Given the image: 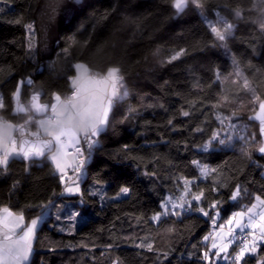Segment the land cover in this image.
Wrapping results in <instances>:
<instances>
[{"label":"trees","instance_id":"obj_1","mask_svg":"<svg viewBox=\"0 0 264 264\" xmlns=\"http://www.w3.org/2000/svg\"><path fill=\"white\" fill-rule=\"evenodd\" d=\"M73 1L78 7L60 31L59 47L33 78L39 58L28 26L35 23L38 0H0V92L7 105L0 114L5 120L22 122L12 113L11 93L17 81L31 77L33 83L43 84L47 97L58 92L66 98L74 91L71 76L80 61L99 77L119 67L128 91L127 97L115 100L108 124L88 156L81 195H63L60 174L47 157L10 158L7 171L0 170V207L23 211L31 220L55 205L36 231L28 264H207L201 257L207 248L203 237L212 230L209 217L190 211L162 225L150 217L160 210L163 198L178 194L177 181L183 178L196 180L193 190H203L207 203L220 200V221L255 196L264 198V155L256 145L262 139L258 124L248 120L257 104L242 81L247 79L264 100V33L258 28L264 21L251 11L253 0H200V9L189 0L179 15L173 0ZM236 8L245 9L244 21L233 17ZM201 12L213 23L217 13L236 23L234 35L223 42L227 48L220 46ZM110 21L119 24L120 46L110 39ZM181 49L185 54L169 63ZM29 90L22 88L24 103ZM231 111L254 129L246 132L247 142L236 138L235 146L201 151L199 146L219 128L217 116ZM193 160L218 171L202 179ZM216 182L224 185L219 193L210 191ZM237 184L248 195L233 202L228 196ZM123 186L129 187V194L112 199ZM64 198L82 212L83 221L74 231L66 222L68 210L62 209ZM142 241L151 242L153 250L138 247ZM261 260L264 244L245 258L246 264Z\"/></svg>","mask_w":264,"mask_h":264},{"label":"snow or ice","instance_id":"obj_2","mask_svg":"<svg viewBox=\"0 0 264 264\" xmlns=\"http://www.w3.org/2000/svg\"><path fill=\"white\" fill-rule=\"evenodd\" d=\"M191 3L197 9L202 8L200 0H191ZM188 4L189 0H173V7L176 9L177 15L182 13L188 7ZM251 11L257 12L259 18L264 21V0H253ZM232 15L241 21L246 19V11L243 8L232 10ZM201 16L214 37L222 42L220 46L227 48V45L223 42L234 35L237 27L236 23L221 16L219 13L216 14L215 23L204 17L203 12H201ZM216 24L221 25L222 28H218ZM258 28L264 33V22L259 23ZM98 51L103 54L104 49L101 48ZM185 51L181 49L168 62L178 59L179 56L185 54ZM232 62L238 68L239 61L235 56L232 57ZM74 67L79 75L71 79V86L74 91L71 96L66 98H62L58 92H53L51 100L41 103V95L43 93L40 89H35L27 103H24L21 101L22 88L24 86L32 87L33 80L28 77L17 81L15 90L11 93L13 102L12 113L21 116L22 122L14 124L0 116V170L7 171L10 158L35 161L48 154L49 159L55 164L56 171L61 174V182L67 185L65 179L66 168L71 167V165H62L63 157L73 151L77 156L83 155L80 147L81 140L84 141L89 150L98 143L95 138L105 130L109 113L115 100L123 99L128 95L127 88L124 85V76L121 74L119 67H110L104 76L95 80H87L89 73L85 65L76 64ZM236 75L239 77V71H237ZM216 79H221L220 73H216ZM86 80L89 84L95 83L102 85V87L95 89L92 95H88V89L84 87ZM243 84L245 88H249L247 79L243 80ZM122 89L123 92L121 94ZM259 99V97H256V100ZM6 107L4 94L0 92V111H3ZM259 110L261 114H264V101L259 102ZM183 115L188 116L189 113L184 112ZM217 119L221 126H224L225 121H227V127L236 128V125L232 123L231 117L218 115ZM257 119H261L260 132L264 136V118L258 115ZM33 125H35V131L31 130ZM197 131L201 130L197 129ZM225 132L227 133V128H225ZM236 138L245 140V142L248 139L239 133H237ZM232 139L233 136L230 133L221 138V132L215 131L210 139L200 145L199 148L203 152H208L210 148L214 147L213 142L219 145H226ZM227 146H231L230 143ZM241 151L243 152L244 149H241ZM258 151L264 154V144L258 148ZM191 163L202 179H207L218 171L200 160H193ZM83 167L84 164L81 163L75 167L74 171L79 174ZM0 174L3 173L0 172ZM77 178H79V175ZM177 185L178 194L163 198L159 204L160 210L156 211L150 217V220L157 225H162L168 222L169 217H179L184 213L195 211L205 217H209L215 226L216 218L219 216L220 200L214 199L212 202L207 203V197L203 190L195 192L192 190L193 186L198 187L194 179L183 178L177 181ZM222 187H224L222 183L216 182L210 191L219 193ZM79 191V186L75 183L74 186L65 187V192L70 194ZM129 192V187L123 186L120 188L118 195H127ZM93 195H96V193H93ZM247 195V190L242 189L237 184L231 190L228 199L236 202ZM52 206L54 207L55 205ZM3 212L7 214V217L13 216V213L8 208H4ZM81 215L82 212L74 208L68 213V218L75 220ZM7 217L4 220H0V224L4 228H8L12 234L5 233L3 241L0 242V264H25L32 251V239L38 219H33L23 231V234L16 237L15 228H9ZM56 219L60 220L61 217L58 215ZM18 220L22 221L23 216L20 215ZM227 225L229 226L227 232H225V226L221 224L218 231L203 237L204 241L211 239L212 243L211 247L203 252L201 258L209 262V264H216L220 260L230 262V264H246L245 258L256 254L260 245L264 244V199L259 195L255 196V202L250 207L234 212L227 220ZM18 227H20L19 224L16 225V228ZM245 229L249 230L246 234ZM168 230L173 231L172 229ZM237 230L249 238L235 236L234 233ZM237 239L240 240L238 250L233 249L232 253H229V248ZM137 246L146 247L148 251L153 250L151 242L142 241ZM113 264H119V261H113ZM259 264H264V260L259 261Z\"/></svg>","mask_w":264,"mask_h":264},{"label":"rangeland","instance_id":"obj_3","mask_svg":"<svg viewBox=\"0 0 264 264\" xmlns=\"http://www.w3.org/2000/svg\"><path fill=\"white\" fill-rule=\"evenodd\" d=\"M216 26L218 28H220L218 24H216ZM34 30H35L34 25L33 24H30L28 26V35H29L30 40H32V43H35L36 42V45H37V34H36V30H35V33H34ZM108 31H109V34H110V39L111 40H114L116 42V44L120 46V43L122 42V37H121V33H120L119 24L117 22H115V21H110L108 23ZM77 64H83L88 69L87 64L84 63V62H81L80 61ZM88 73H89V76H88L87 80H95V79H98L99 78V77H96L95 75L90 74L89 69H88ZM78 75H79V73H78L77 69L75 68L74 71H73V74L71 76V79L76 78ZM240 75L242 76V74H240ZM100 77H102V76H100ZM242 78H243V76H242ZM244 79L245 78H243L242 81ZM87 80H86V82L84 84V87L88 89V93H87L88 95H92L94 93L95 89H97L99 87H102V85H97L95 83L89 84V83H87ZM247 90H248V92L252 96V98H251L252 101L254 103H256L257 104V107H258L259 102H260V99L259 100H256V97H258V96L255 94V92H254V90H253V88L251 87L250 84H249V88H247ZM122 92H123V89L121 90V94H122ZM233 113H234V115H233ZM219 115L220 116H228V117H231L232 123L234 125H236V128L235 129H232V128L227 127V125H228V122L227 121H225V125L224 126H221L220 125V122H219V128L217 129V131H220L221 132V138H223L226 134L230 133L233 136V139L230 142H227L226 145H219V144H216L215 142H213L214 143V147H216V146H227L228 143H230L231 146H235L237 144V142H235L237 133H239L240 135H243V136L247 137L246 136V132L247 131H252L253 132V130H254L245 121H242L241 120L242 119V116L240 114H237L235 111H231V112H228V113H225V114H219ZM225 128H227V133L225 132ZM241 141H242V143L243 142L246 143L245 140H241ZM256 145L259 148L262 145V140H260V141L258 140L257 143H256ZM46 157H47L46 158L47 160L51 161L49 159V156L48 155ZM61 163L64 166L71 165V167H76V166L79 165V163H78V161H77L74 153H69L68 155L64 156L63 159H62V161H61ZM54 167H55V164H54ZM68 168H70V167H67L66 168V171L68 170ZM84 174H85V169L83 167V169L81 170V173H79V174L76 173V175H75V177L73 179H70V180H67L66 179L67 185L65 183H63L64 184L63 195H65V196L81 195V192H82V190H81L82 177L84 176ZM78 175H79V178H77ZM73 182L75 184H78L80 191L79 192H75V193H71V194L65 192V187L66 186H74V183ZM103 186H105V185H103ZM118 193L115 194V195H113L112 196V199H114V200H120V199L125 198L128 195V194L127 195H118ZM262 199H264V198H262ZM254 202H255V197L253 198V200H252L251 203H249V204L246 203L245 205H243V207L241 209H239L237 211H240V210H242V209H244L246 207H250L251 204L254 203ZM61 204H62V209H64V210L67 209L68 210V212H65V214L67 215L66 222H67V224L70 225V227H69L70 228V231H74L76 229V227L83 220L82 219L80 220L79 217L77 219H75V220H71V219L68 218V213L70 211H72L74 208L76 209L75 205L71 203V200L65 199V203L62 202ZM4 208H7V207H0V220H4L5 217H7V214L3 212V209ZM52 209H53V206L49 205L46 208V210L44 211V213L42 215L40 214L37 217L33 218V219H38V224H37V227L35 229V232H34V235H33V239H32V251H31V254L29 256L28 261H26L25 264H28L30 262L31 256L33 254V245H34V241H35L36 231H37L39 225L41 224V222L43 221V219H44L43 217L45 215L49 214V212ZM11 212L13 213V216L7 217V223H8L9 228H15V236L18 237L19 235H22L23 234V231L27 228V226L30 225V223H31V221L33 219L27 220L26 219V216H25V213L23 211H11ZM20 215L23 216V220L22 221L21 220H18V217ZM219 218H220V215L216 218V224H215V226L213 225V223L211 221V223H212V230L207 235H209L210 233H214L215 231H218L219 226L221 224H223L225 226V232L228 231L229 226L227 225V220L229 218L227 220H225V221H220ZM17 224H19L20 227L16 228V225ZM66 231H68V229ZM245 231H249V230L248 229H245ZM236 232H239V230H237ZM236 232L234 233L235 236H236ZM5 233L12 234V233L9 232L8 228H4L3 225L0 224V242L3 241V236H4ZM205 242L207 244L206 250H208L211 247L212 240L209 239L208 241H205ZM234 246H237V241H235L232 244V246L229 248V253H232V247H234ZM236 249L238 250L237 247H236ZM216 263H230V262H227V261H224V260H220V261H217ZM207 264H209V262H207Z\"/></svg>","mask_w":264,"mask_h":264},{"label":"water","instance_id":"obj_4","mask_svg":"<svg viewBox=\"0 0 264 264\" xmlns=\"http://www.w3.org/2000/svg\"><path fill=\"white\" fill-rule=\"evenodd\" d=\"M77 7V2L73 0H38L33 17L35 19L34 28L37 33L39 65L32 74L33 78H36V75L43 70L45 61L53 57L55 50L60 45V31L63 26L69 23L75 14ZM35 89H40L43 93L41 95V103L51 100V97L46 96L43 84L37 80H35L33 86L30 87L28 100ZM258 115L261 116V118H264V114L260 113L259 105L257 109L248 116V120L258 124L260 132L261 119H257ZM261 139L262 144H264V136L261 135ZM258 154L264 155L259 151ZM47 155L48 154H46L45 157ZM45 157L35 161H41Z\"/></svg>","mask_w":264,"mask_h":264},{"label":"built area","instance_id":"obj_5","mask_svg":"<svg viewBox=\"0 0 264 264\" xmlns=\"http://www.w3.org/2000/svg\"><path fill=\"white\" fill-rule=\"evenodd\" d=\"M95 139L98 141V137H96ZM96 144H97V143H96ZM96 144H95V145H96ZM95 145L92 147L91 150H89L88 147H87V145L84 143V141L81 140L80 147H81V149H82L83 155H79V156H77V155L75 154V152L73 151V153L75 154V157H76V159H77V161H78L79 164L83 163L84 166H85V164H86V162H87V160H88V156H89V154L93 151ZM74 169H75V167H70V168H68V170L66 171L65 179L70 180V179H73V178L75 177L76 172L74 171ZM247 232H248V231H245V234H246ZM245 234H241L240 232H236V236H244V238H249V237H247ZM236 241H237V248H238V245L240 244V240L237 239Z\"/></svg>","mask_w":264,"mask_h":264},{"label":"crops","instance_id":"obj_6","mask_svg":"<svg viewBox=\"0 0 264 264\" xmlns=\"http://www.w3.org/2000/svg\"><path fill=\"white\" fill-rule=\"evenodd\" d=\"M90 72V71H89ZM90 74H92V73H90ZM92 75H94V74H92ZM96 77H99V76H97V75H95ZM91 79V78H90ZM0 116H1V114H0ZM8 121V120H7ZM9 122H11V121H9ZM11 123H13V122H11ZM15 124V123H14ZM14 135H15V133H14ZM70 153H73V152H70ZM52 162V161H51ZM53 163V162H52ZM54 164V163H53Z\"/></svg>","mask_w":264,"mask_h":264}]
</instances>
